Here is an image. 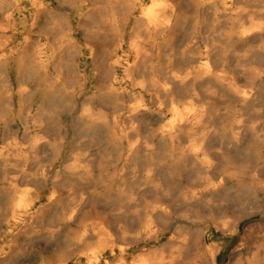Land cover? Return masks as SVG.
<instances>
[{
	"label": "bare ground",
	"instance_id": "6f19581e",
	"mask_svg": "<svg viewBox=\"0 0 264 264\" xmlns=\"http://www.w3.org/2000/svg\"><path fill=\"white\" fill-rule=\"evenodd\" d=\"M184 19L181 0H0V264L42 238L49 241L32 264H235L246 249V264H264V243L254 245L251 225L243 227L250 218L193 208L232 174L207 145L213 124L200 86L226 83L244 102L257 85L254 77L241 86L228 75L214 32L212 42L202 30L180 40ZM236 21L230 36L263 38L261 21ZM66 103L90 138L101 137L106 150L119 145L118 159L71 152L48 165L36 158L41 146H56L49 118ZM145 114L157 117L151 136L167 155L142 162L136 155L155 148L139 130ZM233 120L231 127L244 126ZM19 124L21 132L13 128ZM186 167L197 172L183 180ZM166 181L178 182V191ZM114 200L117 212L107 211L104 203ZM176 202L183 214L174 218Z\"/></svg>",
	"mask_w": 264,
	"mask_h": 264
},
{
	"label": "rangeland",
	"instance_id": "374dc122",
	"mask_svg": "<svg viewBox=\"0 0 264 264\" xmlns=\"http://www.w3.org/2000/svg\"><path fill=\"white\" fill-rule=\"evenodd\" d=\"M145 1L146 3L150 2V0H145ZM194 3L195 2L193 0L190 1L181 0L182 12L186 20L184 19V22L181 25L182 31L180 29L179 32L180 40L192 34L193 31H197L198 33L199 32L201 33L200 30H202V33L200 34L201 36L203 35L209 36L210 33L214 32L216 39L218 38V40H215V42L219 45L218 51L221 57V62L224 63L223 65L228 75L231 76L233 75V77H235V79L237 80L236 83L237 84L239 83L238 85L241 86H243L247 80H251L254 77L255 78L254 81L257 85V88L255 91V97L253 96L250 100L243 102L237 97V94L234 91V87H231L228 84L226 85V83L218 84L216 81H209L203 83L200 86L201 90L206 95L205 99L208 102L207 109L209 110L210 118L213 124L212 128L209 127V129L211 128L212 130L210 129V132L208 134L207 145L211 151L216 153L217 155L216 159L219 161V163L222 162L221 163L222 166L224 167L227 166L225 168L227 169L228 173L230 172L234 176L232 174L229 175L222 191L214 195H211L209 197H206L207 199L206 201L205 199L202 200L197 205L193 206V208L196 209L200 207L199 209H203V210L208 208L212 210V211L210 210L208 211V213H210L209 216L211 215L212 212L215 213L220 208H225L228 210L234 209L235 212L240 214L242 213L240 216H242L243 219L250 218L245 222L243 227L245 226L247 227V225H251V227H253V228L250 227L251 242L254 241L255 242V243L253 242L254 245L258 243V245L263 246L262 243H264L263 240L264 239L263 238L264 237V167H263L264 166V151H263L264 150V34L262 35L263 38L261 37V35L260 36L256 35L254 37L251 36L246 39L238 40V38H235L233 35L230 36L229 33L231 31L230 29L235 25L234 23L235 20L239 22L249 21V20H259L264 25L263 22L264 0H233L232 5L230 6H228L227 4H221V3L219 4L218 2L215 3L212 0H207L203 4H196V3L194 4ZM56 8L58 12L62 13L64 16H68V11L66 10V8H59V7ZM217 9H219L220 11ZM190 23L192 24L190 25ZM188 31L191 32L188 33ZM211 38L212 35L208 37L209 42H212ZM222 42H224V44ZM178 44H180V42H177L176 46ZM176 46L173 47V52L175 54L174 57H176L179 60L181 56L180 53L181 47H179L178 45L177 46L178 48H176ZM162 49H163L162 50L163 53H161V59L163 61L161 60V62L162 64H164L167 50L168 52H170V49L169 47L167 48V46L162 47ZM233 70H235L236 73ZM87 90H88V86L86 88V91ZM70 101L72 102L71 99ZM80 101L81 98L77 100L79 106H80ZM68 108H69L68 103L62 104V106L57 107L56 108L57 110L55 109L56 114H52V116L49 118L50 125L45 124L43 126V127H48L49 125L48 134L50 138L52 139L55 138L59 140L62 138V140L60 141L57 140L58 142L56 146L55 145L41 146L36 152V158L40 157L38 158L39 160L41 159L42 162H45L46 164L50 165L53 164L54 160L57 157L64 158L68 153L71 152L80 153L82 155L86 154L96 159L99 158L100 156L106 155L112 161L120 157L119 145H112L108 148V150H106L104 146V142L101 137L97 140V142H99L97 143L96 140H93L92 138L89 137V134L85 130L79 128V127H87V126L82 121L78 120V118L76 117L77 116L76 112H72ZM168 116H170V113L166 112L162 120L159 121V123L164 122L168 118ZM238 116L244 121V126L231 127L235 121L233 119L239 118ZM143 119L144 121L145 120L146 121L144 122ZM155 121H157V117L153 114L152 115L145 114L140 118V123L142 125L141 127H139V130L142 139L149 140V142L150 141L154 142L155 148L154 150L148 153L145 149H142V151H140L136 155V159L138 161L143 162L146 159H150L154 157L155 159H161L165 157V155H167L165 151L166 149L165 144L160 139L158 138L153 139L151 136V131L154 128H157V127H151ZM18 122H20V120H18ZM13 128H16L20 132L22 131L21 124ZM86 145L88 147H86ZM40 153L42 156H39ZM43 155H45V157H43ZM183 159L187 161H191L192 157H190V155H186L183 157ZM229 167H232V169ZM56 168H57L56 166L52 165V170L50 172L51 175L55 174ZM191 169L192 168L190 167L183 168L181 179L186 180V178H191V176H194L197 171L196 169L195 170L194 169L191 170ZM188 173L190 174L188 175ZM175 182L176 181H166V183L163 185L167 187L169 190H171L172 193L173 191L175 193L179 189V183L176 182L178 183L176 184ZM171 183L173 184L171 185ZM130 185L132 186V184ZM172 186L174 187L172 188ZM142 201H143V196H142ZM106 203L104 204L106 206L107 211L117 212V207H118L117 200H114L112 202L108 201ZM110 204L112 205L110 206ZM176 204L178 203L177 202L174 203L175 205L174 208H176L175 209L176 212L173 215L174 218L176 216L179 217V215L183 214V210L181 211V206ZM248 205H250L253 208H251L250 206L248 207ZM247 211L253 212L252 215H248ZM168 219L167 221L169 223L173 222V218H168ZM257 223L260 226H257ZM258 227H261V229L260 228L259 229L263 232L259 231ZM255 232L257 233V235H255L256 234ZM261 235L263 237H261ZM256 239L257 241H255ZM259 239L263 241L261 242ZM46 241L49 240L47 238H42V240L40 241L36 240L33 242L32 241L24 242L21 245L19 251L13 255V257L10 259L9 262H11V264H32L35 261L36 257L38 256V254L43 249H45L47 244ZM235 243H237V241H235ZM248 251L249 250L246 249L244 253L239 254L241 256L238 255L235 256L232 259V261L235 262V264H246L245 263L246 259L251 254ZM238 257L239 259L240 258L241 259L239 260Z\"/></svg>",
	"mask_w": 264,
	"mask_h": 264
}]
</instances>
